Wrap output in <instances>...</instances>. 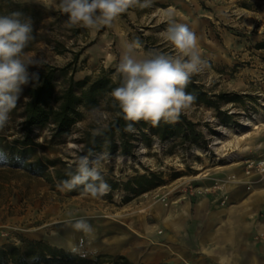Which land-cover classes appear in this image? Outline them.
<instances>
[{
    "label": "rangeland",
    "instance_id": "obj_1",
    "mask_svg": "<svg viewBox=\"0 0 264 264\" xmlns=\"http://www.w3.org/2000/svg\"><path fill=\"white\" fill-rule=\"evenodd\" d=\"M15 1L50 10L41 32L50 36L52 43H38L27 56L37 62L66 65L73 59L72 52L82 49L74 66L78 80L104 68L116 69L125 41L140 42V57L148 52L175 55L173 46L161 36L168 26L166 14L171 13L176 23L187 25L198 38V50L207 62L196 74L198 82L211 94L224 93L226 99L240 94L244 98L240 102L220 101L222 111L231 118L193 101L184 113L198 124L206 141L183 143L177 138L163 142L153 138L151 145L139 141L134 155L112 153L108 148L82 155L85 132L96 127L90 122L89 110L62 137L36 127V145L30 149V157L53 160L58 165L49 167L44 176L0 165V231L6 234L0 232V246H22V238H26L88 257L125 256L130 264H215L208 254L214 234L208 242L200 240L198 234L206 225L212 230L225 225L222 211L226 207L234 205L245 212L256 227L264 225V174L255 167L264 155V48L258 47L264 43V0H153L150 7H130L111 25L87 29L77 36L67 24V14L59 10V0ZM57 14L63 19L58 21ZM57 40L66 45L68 51L63 55L54 51ZM27 86H23L7 124L0 128L2 152L5 144L25 135L22 114ZM101 108L109 113L105 105ZM110 118L109 113L106 123ZM252 123L260 128L237 142L236 133ZM101 155L104 159L98 167L110 185L106 195L93 198L82 186L71 191L57 187L61 182L58 176L68 179L79 156L95 160ZM152 173L157 174V182L150 183L154 185L150 190L134 194L126 188L129 180ZM114 183L119 187L114 189ZM186 205L190 215L180 220ZM231 217L228 213L227 222ZM178 218L180 229L173 221ZM78 219L87 220L92 230L78 235L80 248L75 249L68 245L66 231ZM39 229L45 235L29 234ZM117 236L126 241L112 250V239ZM256 260L255 264H264L262 256Z\"/></svg>",
    "mask_w": 264,
    "mask_h": 264
},
{
    "label": "trees",
    "instance_id": "obj_2",
    "mask_svg": "<svg viewBox=\"0 0 264 264\" xmlns=\"http://www.w3.org/2000/svg\"><path fill=\"white\" fill-rule=\"evenodd\" d=\"M246 8L251 6L245 4ZM13 11L23 13V18L31 20L33 26V39L29 42L25 52L35 49L40 42L52 43L50 36L42 33V25L48 18L50 10L44 6L20 3L15 0H0V15ZM58 21L63 16L57 14ZM73 35L85 33L87 28L72 26ZM264 48V43L259 44ZM54 51L65 54L68 50L63 41H56ZM73 59L66 65H56L49 62H35V66H29L31 73H36L38 78L27 84L24 104L22 128L25 135L15 139L14 143H7L3 148L6 156L0 158V165L12 168H21L34 175L44 176L49 167H57L53 160L35 159L30 155V149L36 145L33 133L36 127L48 128L54 137H62L68 133L78 122L84 119V111L93 106L105 105L111 114L107 127L98 135L92 131H86L82 143V155H89L96 151L108 148L109 152H120L124 155H134L138 142L142 141L151 145L153 138L166 142L179 138L183 143L188 141H206L205 135L198 128V124L190 119L184 112L175 122L161 120L157 126L140 121L133 125L135 131H126L127 123L122 117L117 116L118 108L112 106L107 94L118 86L116 69H103L94 76L88 75L84 79H76V64L80 59L81 50L73 51ZM74 67V68H73ZM194 74L185 91L195 97L194 102L205 104L215 108L222 117L231 118L228 112H223L220 101L226 99V94H211L203 84L198 82ZM240 94H234L227 102H240L243 100ZM103 101V103H101ZM63 181L67 177L59 175ZM157 182V174H146L129 180L126 188L134 194H141L150 190ZM134 183H136L134 185ZM113 188L119 184H112ZM23 245L6 244L0 246V264H130L125 256H109L106 254L96 257L75 254L63 247L54 246L44 240H31L22 238Z\"/></svg>",
    "mask_w": 264,
    "mask_h": 264
},
{
    "label": "clouds",
    "instance_id": "obj_3",
    "mask_svg": "<svg viewBox=\"0 0 264 264\" xmlns=\"http://www.w3.org/2000/svg\"><path fill=\"white\" fill-rule=\"evenodd\" d=\"M153 0H59V10L67 14L68 26H82L98 30L111 25L121 13L133 6L141 9L150 7ZM167 28L161 36L175 49V55L148 52L137 55L141 44L138 40L125 41L116 68L117 87L108 94L112 106L118 108L117 116L127 123L126 131H135L133 125L144 121L157 126L161 120L175 122L186 112L195 97L185 91L191 77L201 73L207 62L198 50V38L185 24L176 23L171 13L166 14ZM33 26L23 13L13 11L0 15V128L8 120L10 112L17 107L23 86L38 78L29 72L35 62L27 56L25 49L33 39ZM103 103V101L101 102ZM90 122L96 127L93 135L100 134L107 127L109 113L99 106H93L88 113ZM0 155L6 153L0 151ZM104 156L90 160L79 156L75 171L69 178L58 183L61 191H71L82 186L83 191L93 198L102 197L110 185L98 167ZM76 230L91 232V225L85 219H78L72 225Z\"/></svg>",
    "mask_w": 264,
    "mask_h": 264
},
{
    "label": "crops",
    "instance_id": "obj_4",
    "mask_svg": "<svg viewBox=\"0 0 264 264\" xmlns=\"http://www.w3.org/2000/svg\"><path fill=\"white\" fill-rule=\"evenodd\" d=\"M262 206L264 207V202ZM222 213H225L222 217L225 225L220 229L214 227L213 230L206 225L205 230L199 231L198 234L199 239L205 242L214 236V244L208 254L215 264H255L258 257L264 258V225L256 227L250 218L244 215L245 212H241L234 205L226 207ZM228 213L232 216L230 223L226 220Z\"/></svg>",
    "mask_w": 264,
    "mask_h": 264
},
{
    "label": "bare ground",
    "instance_id": "obj_5",
    "mask_svg": "<svg viewBox=\"0 0 264 264\" xmlns=\"http://www.w3.org/2000/svg\"><path fill=\"white\" fill-rule=\"evenodd\" d=\"M259 128H260V125H257L256 123H252L249 126V128L244 129V130H241V131H239V132L236 133V135H235L236 141L239 142L242 139H247L249 136H251L252 130L259 129ZM233 177H237V176H233ZM239 179L237 178V180H239ZM244 179H246V181H249L250 180V176L249 177H245ZM237 180H235L233 182H236ZM233 185H234L233 183L230 184L231 189H233L232 188ZM189 215H190L189 205L183 206L182 207V210H181L180 220L182 218L186 219L187 217H189ZM180 220H179V218H178V220H173L174 221V226L177 229H180V227H182V224L180 223ZM81 233H85V232L82 231V230H76L75 228H73V226H71L70 228L67 229V231H66V237H67V240H68V245L70 247L75 248V249H79L80 248L79 245L76 242V239H77L78 235L81 234ZM29 234L31 236L39 237V236L45 235V231L42 230V229H39V230H31V231H29ZM125 241L126 240L124 239V237L117 236V238L112 239L113 245L110 248L112 250H117V249L120 248L121 244L123 246V243Z\"/></svg>",
    "mask_w": 264,
    "mask_h": 264
},
{
    "label": "built area",
    "instance_id": "obj_6",
    "mask_svg": "<svg viewBox=\"0 0 264 264\" xmlns=\"http://www.w3.org/2000/svg\"><path fill=\"white\" fill-rule=\"evenodd\" d=\"M256 169L260 172L264 174V155L261 157V159L258 161V163L256 164ZM1 232V231H0ZM1 234H3L4 236L6 235L5 233L1 232Z\"/></svg>",
    "mask_w": 264,
    "mask_h": 264
}]
</instances>
